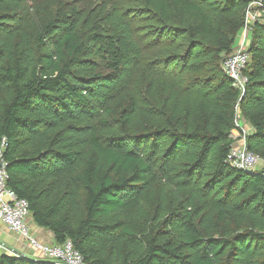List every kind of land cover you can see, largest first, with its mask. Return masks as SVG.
Instances as JSON below:
<instances>
[{
	"label": "trees",
	"instance_id": "trees-1",
	"mask_svg": "<svg viewBox=\"0 0 264 264\" xmlns=\"http://www.w3.org/2000/svg\"><path fill=\"white\" fill-rule=\"evenodd\" d=\"M251 1L0 0L6 188L53 245L84 264H264V166L227 163L238 112L264 164V22L243 95L220 67Z\"/></svg>",
	"mask_w": 264,
	"mask_h": 264
},
{
	"label": "built area",
	"instance_id": "built-area-1",
	"mask_svg": "<svg viewBox=\"0 0 264 264\" xmlns=\"http://www.w3.org/2000/svg\"><path fill=\"white\" fill-rule=\"evenodd\" d=\"M256 2L258 3L251 2L248 5L245 12L244 28L242 30L244 35L239 39L234 51L223 62L226 76L232 81V87L238 90L241 95L244 94L247 83L244 70L249 59L246 52V32L249 30V23H253L254 21L258 22L262 17L260 15L264 14V3L262 0L261 2L260 0H256ZM252 5H257L261 9L254 18V15L251 13ZM234 127V130L239 133V138L233 136V130L231 136L234 143L230 149L227 163L235 170L254 173L263 162L258 156L247 150L245 141L250 130L248 126L246 130L238 112L234 120ZM240 138H242V142L236 145ZM262 177L264 178V173ZM7 179L6 163L2 160L0 151V223L9 232L16 234L25 241L33 252L52 264H84L80 253L74 249L70 241H66L61 245H43L35 239L26 223L29 216L28 204L25 200L18 199L14 193L6 188ZM0 249H2V246H0Z\"/></svg>",
	"mask_w": 264,
	"mask_h": 264
},
{
	"label": "crops",
	"instance_id": "crops-1",
	"mask_svg": "<svg viewBox=\"0 0 264 264\" xmlns=\"http://www.w3.org/2000/svg\"><path fill=\"white\" fill-rule=\"evenodd\" d=\"M26 223L30 229V233L35 239L43 245H53V237L50 232L37 228L32 219L28 216ZM0 253H9L30 258L34 261L42 259L39 255L31 250L25 241L19 238L16 234L11 233L7 228L0 223Z\"/></svg>",
	"mask_w": 264,
	"mask_h": 264
},
{
	"label": "rangeland",
	"instance_id": "rangeland-1",
	"mask_svg": "<svg viewBox=\"0 0 264 264\" xmlns=\"http://www.w3.org/2000/svg\"><path fill=\"white\" fill-rule=\"evenodd\" d=\"M251 2H253V3H255V4H257L258 2H256V0H252ZM260 2H261V0H260ZM251 8H252V12H251V10H250V12L254 15L253 16V18L254 17H256V14L257 13H259L260 11H261V9L260 8H258V6L257 5H252L251 6ZM247 9V8H246ZM260 16H262L259 20H258V23H262V22H264L263 20H264V14H262V15H260ZM245 18V17H244ZM254 23H256L255 21L253 22V23H249V30H250V28H251V26L254 24ZM247 31L246 32V38H247V41H246V43L248 42V40H249V38H250V31ZM244 34H243V32L241 31V33H240V37H239V39L243 36ZM247 47V46H246ZM229 55H224L223 56V58H222V62H221V64H220V67H221V70H222V72H223V74H225L226 75V73H225V70H224V67H223V62H224V60L228 57ZM239 115V114H238ZM244 123V122H243ZM242 126V125H241ZM244 126L246 127V130L248 129L247 128V125L244 123ZM247 132V131H246ZM233 136L236 138H239V133L237 132V131H235L234 130V132H233ZM242 142V138H240V139H238V141H237V143H236V145L237 144H240ZM264 166V164H262L261 166H259L258 167V170L259 169H262V167Z\"/></svg>",
	"mask_w": 264,
	"mask_h": 264
}]
</instances>
